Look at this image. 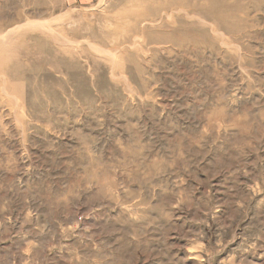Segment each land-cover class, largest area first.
<instances>
[{
  "label": "rangeland",
  "instance_id": "rangeland-1",
  "mask_svg": "<svg viewBox=\"0 0 264 264\" xmlns=\"http://www.w3.org/2000/svg\"><path fill=\"white\" fill-rule=\"evenodd\" d=\"M0 264H264V0H0Z\"/></svg>",
  "mask_w": 264,
  "mask_h": 264
},
{
  "label": "bare ground",
  "instance_id": "bare-ground-1",
  "mask_svg": "<svg viewBox=\"0 0 264 264\" xmlns=\"http://www.w3.org/2000/svg\"><path fill=\"white\" fill-rule=\"evenodd\" d=\"M149 24H151V23H149Z\"/></svg>",
  "mask_w": 264,
  "mask_h": 264
}]
</instances>
